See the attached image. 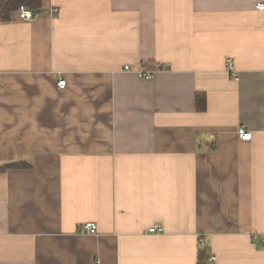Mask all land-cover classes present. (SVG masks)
<instances>
[{
  "label": "crops",
  "instance_id": "obj_1",
  "mask_svg": "<svg viewBox=\"0 0 264 264\" xmlns=\"http://www.w3.org/2000/svg\"><path fill=\"white\" fill-rule=\"evenodd\" d=\"M1 1L0 264H264V0Z\"/></svg>",
  "mask_w": 264,
  "mask_h": 264
},
{
  "label": "built area",
  "instance_id": "obj_2",
  "mask_svg": "<svg viewBox=\"0 0 264 264\" xmlns=\"http://www.w3.org/2000/svg\"><path fill=\"white\" fill-rule=\"evenodd\" d=\"M256 9L258 11H264V3H260L257 5ZM51 13H57V9H52L50 11ZM18 18L23 21H31L35 19L36 16H38L35 12L30 10L29 8L25 6H21L19 10L17 11ZM127 70L130 69L129 66L125 67ZM138 75L142 78H151L153 76V72L148 71V72H142L139 71ZM232 75L236 77V73L232 72ZM58 87L60 89H64L66 87V81L64 79H60L58 82ZM238 136L241 140L243 141H251L253 134L251 131L247 130L246 128H239L238 130ZM151 233H162L164 231L163 227L160 226H154L149 230ZM81 232L89 235H94L97 233V226L92 223L85 224L81 227ZM203 243V240L201 241ZM215 257H211L210 261H214Z\"/></svg>",
  "mask_w": 264,
  "mask_h": 264
},
{
  "label": "trees",
  "instance_id": "obj_3",
  "mask_svg": "<svg viewBox=\"0 0 264 264\" xmlns=\"http://www.w3.org/2000/svg\"><path fill=\"white\" fill-rule=\"evenodd\" d=\"M21 6H25L35 12L37 15L42 14V0H2L1 1V19L5 22L10 21L12 15L19 10ZM201 110V108H200ZM27 165L17 164L11 165L7 169H23ZM208 253V250L204 249L200 251L199 264H205V258Z\"/></svg>",
  "mask_w": 264,
  "mask_h": 264
}]
</instances>
